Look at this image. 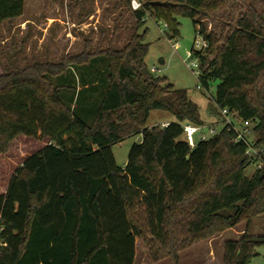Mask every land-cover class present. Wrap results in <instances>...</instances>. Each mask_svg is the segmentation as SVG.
<instances>
[{
	"label": "trees",
	"instance_id": "trees-1",
	"mask_svg": "<svg viewBox=\"0 0 264 264\" xmlns=\"http://www.w3.org/2000/svg\"><path fill=\"white\" fill-rule=\"evenodd\" d=\"M140 1L137 29L122 49L88 47L0 76V155L20 136L47 141L0 194V264H135L137 239L153 261H178L182 250L264 214V167L247 176L248 146L229 126L189 146L183 125L201 127L200 108L148 67V30L138 31L152 18L173 40L178 18L191 19L207 44L194 52L199 82L207 90L217 83V112L250 122L251 143L264 152V16L248 0ZM25 5L0 0V27L21 17ZM220 11H229L228 23L220 34L208 31L204 20ZM100 62L98 78L91 70ZM69 74L80 76L79 94ZM100 78L101 102L82 98ZM154 110L177 122L146 128ZM134 134L142 140L120 168L112 146ZM247 232L225 243L224 264H248L257 255L264 235Z\"/></svg>",
	"mask_w": 264,
	"mask_h": 264
},
{
	"label": "rangeland",
	"instance_id": "rangeland-1",
	"mask_svg": "<svg viewBox=\"0 0 264 264\" xmlns=\"http://www.w3.org/2000/svg\"><path fill=\"white\" fill-rule=\"evenodd\" d=\"M248 2L264 16V0ZM241 12L239 8L236 9L237 17ZM27 18L33 24L26 27L24 20ZM229 18V11H220L205 19L204 23L208 31L220 34ZM178 20L181 27L180 37L177 39H169L165 24L152 18H148L144 27L138 30L140 33L148 30L145 37V43L149 44L146 63L150 69L157 70L156 76L166 78L177 90H185L190 99L199 106L203 134L209 135L211 128L220 133L224 124L214 102L217 83H212L207 90L199 82V66L194 52L201 51L202 48L196 47V42H201L202 38L197 34L191 19L180 17ZM60 27L63 29L60 30ZM233 28L234 25H231L226 33L229 34ZM135 29L137 21L133 16L131 3L129 6L127 0H26L23 17L5 22L0 27V76L6 71L24 68L37 62L59 63L66 57V53L79 55L88 47L89 52H94L107 49L113 43L115 48L122 49ZM69 33L74 38H69L68 41ZM104 70L105 64L100 62L91 72L98 74L99 78ZM78 78L69 74V79L74 82V87L77 88L75 91L79 94L82 85L78 84ZM60 80L61 78L53 79L56 84ZM99 80L96 91H86L82 98L92 97L101 102L106 85L101 78ZM73 92L72 90L71 93ZM93 105L94 103L87 105L88 109ZM81 117L86 122L91 118ZM166 122L175 123L177 120L166 111L154 110L150 113L145 127L162 126ZM251 128L253 130V125ZM200 134L196 136L197 142ZM254 138L252 133L251 140ZM141 140V134H134L112 146L120 168H125L131 149ZM46 145L47 141L44 139L20 136L11 144L7 153L0 155V194L6 192L11 177L24 161ZM257 170L256 165H250L246 168V174L251 177ZM246 231L252 236L264 235V214L254 218L250 224L244 222L182 250L178 261L172 258L153 261L144 241L137 239L135 264H224L225 243L240 239ZM256 254L248 264H264V245L256 248Z\"/></svg>",
	"mask_w": 264,
	"mask_h": 264
},
{
	"label": "built area",
	"instance_id": "built-area-1",
	"mask_svg": "<svg viewBox=\"0 0 264 264\" xmlns=\"http://www.w3.org/2000/svg\"><path fill=\"white\" fill-rule=\"evenodd\" d=\"M131 8L133 11H137L142 8V3L139 0H131ZM200 36V35H199ZM201 37V36H200ZM202 38V37H201ZM197 48H205L207 47L206 42L203 40L196 42ZM155 73L157 70L152 69ZM220 114L222 116V121L224 126H229L231 129L235 130L237 133L236 142H243L247 144L248 148L246 151V156H248L252 162V165H256L258 170L264 167V152L259 151L258 149L254 148L251 143V135L253 130L251 128L250 122L243 121L240 119L236 113L229 111L228 109L220 110ZM168 123L162 124L163 128L168 127ZM184 134L186 140L191 148H194L197 144L196 136L200 134L199 141H206L211 136L217 135V131L214 128H211L209 131V135L203 134L202 127L195 126L192 124H184L183 125Z\"/></svg>",
	"mask_w": 264,
	"mask_h": 264
},
{
	"label": "crops",
	"instance_id": "crops-1",
	"mask_svg": "<svg viewBox=\"0 0 264 264\" xmlns=\"http://www.w3.org/2000/svg\"><path fill=\"white\" fill-rule=\"evenodd\" d=\"M21 17H23V15L21 16ZM21 17H19V18H21ZM91 17V16H90ZM48 20H51V21H57V19H52V18H48ZM24 23L26 24V27L28 26V24H33V22L30 20V19H25L24 20ZM63 28L62 27H60V30H62ZM65 29V28H64ZM66 30V29H65ZM68 30H66V32H67ZM69 38H74L73 37V35L71 34V33H69L68 34V37H67V40L69 41L70 39ZM68 55V53H66V56ZM162 63H164V62H162ZM166 123H171V122H166ZM164 124V123H163Z\"/></svg>",
	"mask_w": 264,
	"mask_h": 264
}]
</instances>
